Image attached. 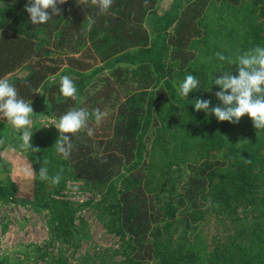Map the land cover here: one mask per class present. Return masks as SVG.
<instances>
[{
    "label": "trees",
    "instance_id": "trees-1",
    "mask_svg": "<svg viewBox=\"0 0 264 264\" xmlns=\"http://www.w3.org/2000/svg\"><path fill=\"white\" fill-rule=\"evenodd\" d=\"M78 2L32 25L28 0H0V78L32 103L37 170L46 160L48 175L62 177L33 200L17 196L1 156L16 136L0 117V201L30 204L48 227L43 242L0 252V264H264V130L247 115L233 124L194 107L220 104L209 74L238 75L216 53L264 47V0H172L161 11L160 0H114L105 15ZM188 74L199 88L182 98ZM64 75L79 101L61 95ZM73 108L89 112L93 135L73 136L65 159L41 118ZM84 209L117 244L93 242Z\"/></svg>",
    "mask_w": 264,
    "mask_h": 264
},
{
    "label": "clouds",
    "instance_id": "clouds-1",
    "mask_svg": "<svg viewBox=\"0 0 264 264\" xmlns=\"http://www.w3.org/2000/svg\"><path fill=\"white\" fill-rule=\"evenodd\" d=\"M95 6L98 9V15H105L111 9L114 0H79V4ZM149 0H144V6H148ZM67 0H28L25 5V11L29 14L32 25L46 24L53 16H59L61 9L57 5H63ZM92 23L88 24L86 31H90ZM221 61H227L229 65H236L238 75H233L231 71H223L219 78L209 74V79L213 84L219 86L220 91L215 93L220 104L210 107L211 101L196 99L194 107L197 112L204 111L214 114L220 122H230L239 124L242 117L249 116L255 129L264 130V47L255 46L236 57H225L222 53H216ZM199 88V80L193 74H188L179 85V94L182 98H188L189 94ZM60 93L66 99L79 101L77 88L73 80L67 76L60 77ZM46 102V101H45ZM34 109L32 103L26 102L19 97L17 89L9 82L7 78H0V117L7 120L16 133H20L17 139L20 141L19 148L33 152H39L40 149L32 146ZM95 117V123L99 125L104 113L96 109L92 114ZM89 112L85 109H71L62 115L55 127L59 132L58 140L55 143L56 151L65 159L71 155L73 148L72 137L81 131L87 130V135H93V129L88 126ZM5 140L0 138V145ZM250 163L249 161H246ZM48 161H43L39 169V179L41 181H50L58 185L61 175L50 177ZM32 169H29L31 175ZM61 173L63 169L60 170Z\"/></svg>",
    "mask_w": 264,
    "mask_h": 264
},
{
    "label": "rangeland",
    "instance_id": "rangeland-1",
    "mask_svg": "<svg viewBox=\"0 0 264 264\" xmlns=\"http://www.w3.org/2000/svg\"><path fill=\"white\" fill-rule=\"evenodd\" d=\"M171 2L172 0H160L157 9L161 11L167 8ZM23 73H25V70H20L19 74ZM107 114L106 116H108ZM41 121L45 126L58 122L55 117L46 115H43ZM31 130L33 132L31 140L32 146L39 149L41 132L39 130ZM19 135L20 133L18 134L16 132L13 134V136H16V139L3 147L1 156L5 164L9 167L11 175L16 182L17 196L33 200L36 196L37 189L43 188L47 192L49 184L47 181H41L39 179V171L36 167V159L38 158L39 152L20 149V141L17 139ZM29 169H32L31 175H29ZM73 193L75 194V198H81V193L76 191ZM84 193L86 196L92 195L90 192ZM84 213L92 224L93 242L96 240L106 245L117 244L118 237L112 233H108L91 210L84 209ZM47 237L48 227L42 213L34 210L30 204L18 203L16 201H0V252H3L5 249L20 248L21 244L32 241L43 242ZM85 246L86 244H84Z\"/></svg>",
    "mask_w": 264,
    "mask_h": 264
}]
</instances>
